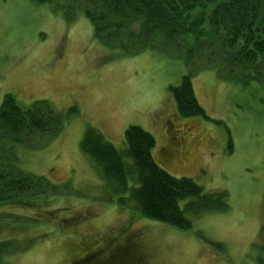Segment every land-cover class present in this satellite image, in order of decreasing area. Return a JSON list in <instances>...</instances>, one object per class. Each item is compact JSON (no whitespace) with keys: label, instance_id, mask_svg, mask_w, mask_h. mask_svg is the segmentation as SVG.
I'll use <instances>...</instances> for the list:
<instances>
[{"label":"rangeland","instance_id":"rangeland-1","mask_svg":"<svg viewBox=\"0 0 264 264\" xmlns=\"http://www.w3.org/2000/svg\"><path fill=\"white\" fill-rule=\"evenodd\" d=\"M187 73L183 58L105 46L82 13L68 23L49 3L0 0V106L12 93L23 107L48 100L63 117L59 134L40 136V145L4 141L10 162L59 191L0 205V242H9L0 264H85L90 254L92 264H264V87L202 70L192 83L205 115L185 117L170 86ZM130 125L154 136L158 165L206 194L226 191L228 207L188 214L185 229L141 215L81 145L94 127L125 150ZM69 218L75 224L64 232ZM132 237L136 251H111Z\"/></svg>","mask_w":264,"mask_h":264},{"label":"trees","instance_id":"trees-1","mask_svg":"<svg viewBox=\"0 0 264 264\" xmlns=\"http://www.w3.org/2000/svg\"><path fill=\"white\" fill-rule=\"evenodd\" d=\"M34 1L49 3L68 23L84 14L95 38L124 55L159 51L183 58L188 73L179 85L170 86L181 116L205 115L192 83L202 70L213 68L224 80L244 85L256 81L264 87V0ZM62 128L63 117L48 100L23 107L12 93L5 94L0 106V205L59 191L47 177L23 172L10 162L11 154L1 151L7 139L40 145L37 138L54 137ZM126 143L125 150H118L101 131L89 127L81 145L115 192L129 191L141 215L185 229L192 225L188 214L228 207L226 191L206 194L193 179L173 176L158 165L152 155L155 138L142 127L130 125ZM8 246V241L0 242V257Z\"/></svg>","mask_w":264,"mask_h":264},{"label":"flooded vegetation","instance_id":"flooded-vegetation-1","mask_svg":"<svg viewBox=\"0 0 264 264\" xmlns=\"http://www.w3.org/2000/svg\"><path fill=\"white\" fill-rule=\"evenodd\" d=\"M178 142V139H177V137H176V140H175V142ZM179 144L180 143H178L177 144V146H179ZM175 154H177V147L175 146V148H172L171 149V155L172 156H174ZM63 222V224H64V227H63V229H64V232H69V231H71V229L73 228V227H71V225H73V224H75V218H74V220H72L71 218H69V220H66V219H63L62 220ZM34 230L35 229H37V228H33ZM116 243H114L113 245H115ZM109 246H111V243H110V245ZM137 249H136V243H135V241H134V237H132L131 239H130V241H128L126 244H125V247L124 248H119V245H117V246H115L111 251H115V253H119V254H121V253H123V252H125V251H130V253L131 252H133V251H136ZM137 253L135 252V255H136ZM96 256H97V254H90V255H88L87 257H85L81 262H83V263H85L86 264V262L88 261V260H91L90 261V264H92V263H94L95 261H97L98 260V258H96ZM78 262H77V259H74L73 260V262H72V264H77ZM97 264H104L102 261H99ZM108 264V263H107Z\"/></svg>","mask_w":264,"mask_h":264}]
</instances>
